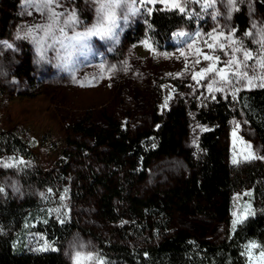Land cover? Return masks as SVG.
Instances as JSON below:
<instances>
[{"label": "rangeland", "instance_id": "1", "mask_svg": "<svg viewBox=\"0 0 264 264\" xmlns=\"http://www.w3.org/2000/svg\"><path fill=\"white\" fill-rule=\"evenodd\" d=\"M108 2L61 0L57 11L66 14L63 19L67 20L74 13L77 21L67 34L71 36L91 29L101 17L98 11L101 3ZM174 4L183 6L185 12L181 13ZM207 4L212 6L206 7ZM240 7L247 15V26L243 31L236 30L233 24L232 15L236 10H231L233 5L228 0H188L187 3L185 0H121L115 9L116 20L110 36L103 40L90 37L75 42L70 63L65 67L64 53L59 45L55 51L47 49L43 56L37 51L40 47L37 41L43 36L37 28L48 23V19L20 0L19 20L12 28V35L0 40V89L4 90L0 92V168L4 169L1 176L7 187L0 207V244L13 251H39L47 243L70 264H73L72 257L76 251L92 253L104 264L108 262L99 247L104 240L113 237V223L100 218L94 199L78 189L76 173L81 164L73 156L69 143V138L85 140L78 134L69 133L68 124L72 116H79L86 110L96 122L103 121L100 112L105 109L133 128L145 127L150 124L153 109L161 111L165 108L164 101L169 95L168 104L171 102L175 83H178L184 87V98L196 99L198 104L213 95L228 99L231 114L227 141L231 165H236L233 159L238 161L237 164L264 162V159L250 158V153L264 156V146L244 118L236 100L238 91L235 89L250 88L247 81L236 83L235 89L228 87L223 92L209 93L207 84L212 74L199 83L192 80L193 72H199L212 63L203 60L196 50L211 53L205 41L212 43V39L206 34L217 27L225 36L235 29V39L241 41L246 49L254 53L261 50L257 41L260 40L259 29L264 28V15L256 9L254 0H235L234 8ZM133 8L137 9L135 13ZM254 24L256 28H253ZM250 30L254 36L245 35ZM181 31L186 36L173 35ZM196 32L201 33L199 38L195 36ZM193 41L194 47L189 50L187 44ZM23 42L30 46L32 84L13 72ZM221 42H225L223 37ZM9 44L12 47H8ZM181 48L187 56V69L185 57L180 55ZM163 53H168V57ZM211 54L221 56L222 63L217 67H223V62L229 59L219 49ZM236 55L239 60L244 59L242 53ZM196 59L201 62L193 66ZM101 64L106 69L114 65L115 71L110 74L102 71ZM252 75L249 71V76ZM254 75L264 76V68L258 63L255 64ZM260 82V79L253 81L257 85ZM31 91L33 95L28 94ZM188 127L183 143L197 152L198 136L210 125L200 121L191 109ZM11 132L26 142L29 154L23 155L11 149ZM247 144H251V149ZM5 164L14 166L5 167ZM186 172L187 166L178 155L154 158L137 189L144 193L165 188ZM249 205L254 213L251 190L242 188L232 194L228 225L200 216L176 215L174 222L199 238L218 241L226 230L233 228L234 219L251 216L247 215ZM120 223H125V220ZM262 250H250L244 264H264V257L260 255ZM84 264L98 262L84 261Z\"/></svg>", "mask_w": 264, "mask_h": 264}, {"label": "trees", "instance_id": "2", "mask_svg": "<svg viewBox=\"0 0 264 264\" xmlns=\"http://www.w3.org/2000/svg\"><path fill=\"white\" fill-rule=\"evenodd\" d=\"M20 0H0V40L12 35L19 20ZM264 15V0H254ZM238 31L247 26L245 9L232 15ZM32 59L27 42L20 45L18 64L13 72L32 84ZM183 86L175 83L171 102L161 111L153 109L150 124L133 128L105 109L102 122L92 119L90 111L69 120V133L85 140L69 138L73 156L81 169L76 173L78 189L94 199L98 216L113 223L112 238L99 250L106 264H244L252 249H264V162L228 160L227 98L187 100ZM4 91L2 88L0 92ZM33 95L34 92H29ZM239 109L264 146V88L239 89ZM210 125L198 136V151L183 143L189 132V111ZM10 147L18 153H30L24 140L10 133ZM180 156L187 172L162 189L141 193L137 185L147 174L154 158ZM0 168V207L7 191ZM250 188L254 213L226 230L218 241L199 238L174 222L176 215L200 216L228 225L234 191ZM125 223H120L121 220ZM115 222V223H114ZM120 223V224H119ZM257 247L250 248L251 244ZM0 264H70L59 251H13L0 244Z\"/></svg>", "mask_w": 264, "mask_h": 264}, {"label": "snow or ice", "instance_id": "3", "mask_svg": "<svg viewBox=\"0 0 264 264\" xmlns=\"http://www.w3.org/2000/svg\"><path fill=\"white\" fill-rule=\"evenodd\" d=\"M61 0H23V3L26 4L30 8H35L43 15H45L48 19V23L45 25L39 26L37 31L43 32V36L39 37L37 43L40 45L37 51L43 56L44 52L51 48L52 50L57 49V45H59L60 51L64 53L63 56V63L65 67L70 63L71 58V50L75 47V42L80 41L82 39L90 38V37H98L101 40L105 39L106 37L110 36L112 32V26L116 20V12L115 9L120 6L121 0H109L108 3H101L99 12L101 13V17L99 18L96 25H94L91 29L86 32H76L74 35L69 36L67 34V30H71L74 28L76 21V16L73 13L71 16L68 17L67 20L63 19V15L57 9L60 7ZM136 2H142V0H136ZM154 2V0H153ZM167 2V0H164ZM188 0H185L187 3ZM230 5H233V9L231 10H238L234 8L235 0H228ZM211 4H207L206 7H211ZM143 7V4H142ZM174 7L179 8L180 12H185V8L180 4H174ZM231 10L229 12V16L231 15ZM137 9L133 8L132 12L135 13ZM151 11V9H149ZM31 14V13H29ZM213 19H216V15H213ZM257 26L254 24L253 28ZM260 40L257 43L260 46V51L254 53L252 50H248L244 47L241 41L235 39V29L232 30L228 35L225 36L224 32L220 31L219 27L213 29V32L207 33L206 35L212 39V43H207L205 41L207 48L211 50V53H215L217 49L223 52L225 56H229V59L224 63L223 67H217L221 61L220 55H214L211 53H202L200 49H197V53L203 56V60L211 61L208 67L201 68L199 72L192 73V80L199 83L201 80H204L206 77H209L210 74L211 78L207 84V88L209 93L213 92H223L228 87H233L235 89V84L239 83L241 80H246L248 87H262L264 88V76L256 77L255 73V64L258 63L261 68H264V28L259 29ZM173 35H177L180 37L186 36V33L181 31L179 33H174ZM246 36H254L253 31H248L245 33ZM195 36L199 38L201 36L200 32H196ZM221 37L225 42H221ZM147 44V41H145ZM195 41L192 43L187 44V48L191 50L194 47ZM8 47H12V45H8ZM229 49L231 50L229 52ZM180 55L185 57V68L189 67L187 63V56L185 54V50L183 48L179 49ZM237 53L243 54V60H239L237 58ZM163 55L167 58L168 53H163ZM249 61H254V63H249ZM201 61L196 59L193 62V66L195 64H199ZM116 66H110L107 69L105 68L104 64L100 65V69L102 71H107L109 74L115 71ZM124 70H127L125 67ZM249 71L253 73L252 76H249ZM171 75V74H170ZM180 75V74H178ZM218 77V79H217ZM103 78V77H101ZM110 78V76L108 77ZM199 78V79H198ZM256 79H260L261 82L257 85L254 84L253 81ZM219 84V87H215V85ZM84 86V85H81ZM91 86V85H89ZM239 89H235L238 91ZM234 96V93H233ZM171 98L169 95L168 98L165 99L163 107H166L168 104V99ZM216 97L213 95L212 99ZM236 128H239V124L236 125ZM206 130V129H202ZM233 136H236V130L233 131ZM195 143V141H194ZM247 148L251 149V144L246 145ZM251 159H264V156H258L255 153H250ZM233 164H237L238 161L233 159ZM23 163V161H20ZM5 167H13L14 165L5 164ZM4 191L3 188H0V192ZM51 191V190H49ZM67 189L65 192L67 193ZM58 211V210H57ZM252 209L249 205L247 208V215H252ZM236 216V213H233ZM243 218L246 217H237L232 222L233 230H235L236 225L241 223ZM64 223V220L60 221ZM80 247H83L81 244ZM250 248L257 247L254 243L249 245ZM51 249L52 251H56L57 249L52 248L51 245L45 243V246L39 251H48ZM260 255L264 257V250L261 251ZM73 264H84V261H92L96 260L98 264H104V261L101 260L98 256H94L92 253H82L80 251H76L72 257Z\"/></svg>", "mask_w": 264, "mask_h": 264}, {"label": "built area", "instance_id": "4", "mask_svg": "<svg viewBox=\"0 0 264 264\" xmlns=\"http://www.w3.org/2000/svg\"><path fill=\"white\" fill-rule=\"evenodd\" d=\"M24 146L26 147V149L30 150V148L28 147V145L26 144V142H24Z\"/></svg>", "mask_w": 264, "mask_h": 264}]
</instances>
